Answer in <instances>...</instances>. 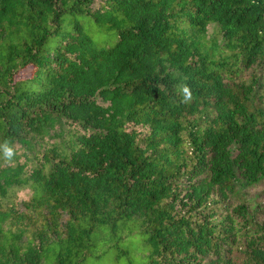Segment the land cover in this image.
Masks as SVG:
<instances>
[{
	"label": "trees",
	"instance_id": "16d2710c",
	"mask_svg": "<svg viewBox=\"0 0 264 264\" xmlns=\"http://www.w3.org/2000/svg\"><path fill=\"white\" fill-rule=\"evenodd\" d=\"M259 185L264 0H0V264H264Z\"/></svg>",
	"mask_w": 264,
	"mask_h": 264
},
{
	"label": "rangeland",
	"instance_id": "374dc122",
	"mask_svg": "<svg viewBox=\"0 0 264 264\" xmlns=\"http://www.w3.org/2000/svg\"><path fill=\"white\" fill-rule=\"evenodd\" d=\"M23 197V193L19 195ZM245 204H247L251 209L253 214V221L256 225V229H264V185L256 186L252 189H248L245 192ZM241 247V245H240ZM240 249L235 250L233 253V258L237 264L240 262Z\"/></svg>",
	"mask_w": 264,
	"mask_h": 264
},
{
	"label": "clouds",
	"instance_id": "9594fccd",
	"mask_svg": "<svg viewBox=\"0 0 264 264\" xmlns=\"http://www.w3.org/2000/svg\"><path fill=\"white\" fill-rule=\"evenodd\" d=\"M182 91L184 93L185 99H187L190 95L188 88L184 87ZM3 153L6 158H10L13 155L12 149L6 145L3 147Z\"/></svg>",
	"mask_w": 264,
	"mask_h": 264
}]
</instances>
